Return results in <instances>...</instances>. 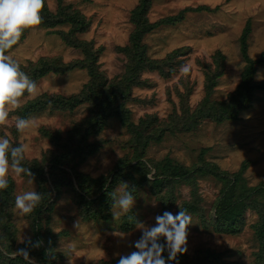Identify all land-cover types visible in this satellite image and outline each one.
Wrapping results in <instances>:
<instances>
[{
	"label": "rangeland",
	"instance_id": "obj_1",
	"mask_svg": "<svg viewBox=\"0 0 264 264\" xmlns=\"http://www.w3.org/2000/svg\"><path fill=\"white\" fill-rule=\"evenodd\" d=\"M139 3L45 0L46 23L26 30L13 49L22 70L32 80L38 75L37 68L50 67V72L34 80L39 97L22 108L45 109L28 117L35 118V124L24 135L28 145L24 166L37 163L49 178L52 158L63 151L59 141L81 136L88 128L86 143L94 152L80 164L75 159L64 168L95 178L110 177L121 157L132 158L133 133L144 139L151 136V140H145L148 145L140 168L148 171L146 183L134 195L135 206L118 219L112 209L108 220L86 221L79 214L73 191L64 185V192L53 196L52 210L40 204L45 209L38 219L41 227L37 228L32 214L20 216L15 197L25 191L42 193L43 182L39 183L35 174L34 179L26 174L10 177V190L0 192V262L18 264L15 259L21 257L29 263L16 253L25 248L33 264H44L36 261L40 251L49 256L45 264L113 261L135 251L130 245L140 238L141 224L152 226L157 215L166 211L176 214L182 209L192 223L188 262L200 263L194 261L199 256L197 250L210 249L222 259L215 264H264V235L256 231L264 213V0H151L142 17L151 25L157 24L142 35L135 50L132 38L138 26L133 11ZM46 10L51 13L49 17ZM67 13L76 15V21L69 22ZM173 16L178 18L163 22ZM245 31L247 56L256 63L246 79L248 60L241 45ZM86 45L92 53L86 52ZM207 74L214 81L210 89L206 87ZM128 78L130 93L114 102L118 108L123 104L128 109V122L112 117L103 129L92 130L89 121L103 104L97 94L106 96L103 90L109 85L121 89L129 83ZM100 87L101 92L97 90ZM58 99L76 100L57 107ZM22 109L12 116L22 117ZM197 109L239 110L218 121L199 118ZM5 133L13 145L20 142L15 120L9 127L0 128V135ZM165 159L192 172L185 179H172L156 195L148 175L153 178L162 172L159 161ZM132 165L138 167L135 161ZM235 176H240V183L232 180ZM73 182L76 185L75 179ZM253 188L259 193L250 191ZM241 189L253 197L242 198ZM123 190L126 186L120 185L116 192L119 195ZM227 197L242 213L235 230L230 231L214 227L216 204ZM166 202L173 203L172 207L167 208ZM185 203H192L195 211L185 209ZM125 218L135 219V224L124 227ZM47 228L50 234L44 231ZM5 229L10 230L11 238H7ZM28 237L40 241V247L21 242Z\"/></svg>",
	"mask_w": 264,
	"mask_h": 264
},
{
	"label": "trees",
	"instance_id": "obj_2",
	"mask_svg": "<svg viewBox=\"0 0 264 264\" xmlns=\"http://www.w3.org/2000/svg\"><path fill=\"white\" fill-rule=\"evenodd\" d=\"M151 0H140L139 5L136 7V9L133 11V20L136 22L138 29L134 32V36L132 38V41H134V47L135 50L138 49L140 46L139 42L142 38V35L151 29L157 24H149L146 22V19L142 17V14H146L147 8L149 6ZM48 17L51 15L50 12L47 10L45 11ZM178 17L173 16L169 18L163 19V22H172L176 20ZM182 18V17H180ZM51 19V18H49ZM66 19L69 22H75L76 21V15H70L67 13ZM46 20V19H45ZM78 20V19H77ZM46 23V21H43ZM79 22V20H78ZM241 45H242V53L247 58V66L245 69V79L249 78L255 69V61L248 58L247 56V33L246 31L241 36ZM86 52L92 53V48L89 45H86ZM140 56L142 55V49L137 50ZM38 71V75H36V80L41 78L43 75H45L47 72H50V67L47 69L40 70L39 68L36 69ZM53 71V70H52ZM32 76L34 73L31 74ZM34 79V78H33ZM34 79V80H35ZM106 81V80H104ZM127 83L124 87L121 89H113L109 85L106 89H104V93H106V96L99 95L100 100L103 102L101 104V108L98 109L99 113L98 115H95L89 121L90 128L93 130L95 127H97V130H101L105 127L107 120L112 117H119L124 123L128 122V109H124L122 106L123 104H120V108H118L114 102H117V98L120 96H127L130 93V87L131 83L129 78L127 79ZM213 77L211 75H206V87L208 89L212 88L213 86ZM106 84H104L102 87H104ZM102 87L97 89L99 92H101ZM98 98V99H99ZM76 100V99H75ZM75 100H69L64 101L62 99H58L55 102H57V107L60 105L68 104L70 102H74ZM123 108V109H122ZM45 109H31L27 107V109L21 110L22 117L28 118L34 113L41 112ZM63 110V109H61ZM239 109H197V114L199 118H215L216 120L220 121L223 120L233 114L236 115V111ZM122 112H124V116H122ZM89 129L86 128L81 136L76 135L74 139L71 137L69 141H59L61 144V147L63 148L62 153L58 155H54V157L51 160L50 166L48 167V174L49 178L46 177V172L43 170V166L38 165L35 163L32 167H29L31 172L35 174L38 178L39 183L43 182L41 185L42 189V202L40 204H47V210H52L54 206V199L53 196L58 197L63 191V186H69L70 191H73L74 193V202L78 207V211L82 219L86 221L90 220H108L112 216V203H113V195H118L116 192V189L120 185H125L126 190L131 191L133 195H137L138 190L140 187H143L146 183V175L148 171H144L140 168L142 167V159L144 158V151L146 149V146L148 145V141L145 140H151L153 137H148V139H144L141 136L136 135V133H133V136L135 138V150L133 151L132 158L129 155H124L121 157L118 162L115 164L113 172L110 177H92L88 174H84L79 172L78 170L74 171V173L67 171L64 167L67 166V163L71 160H77V164H80L82 161L86 160V157L88 155H91L94 152V148L91 146V144H87L86 141L88 140V132ZM78 159H77V158ZM136 162V165L139 167H134L132 164L133 162ZM161 166L163 167L162 172H157L153 175V178L149 180V183L151 184L150 188L153 194L160 195L162 192V189L164 186H167L172 179L181 178L185 179L191 174V170L185 168L179 163H172L170 160L165 159L162 161H159ZM141 173V177H138V173ZM71 173V174H70ZM226 174L224 173H218V176L224 177ZM227 176V175H226ZM73 179H75L76 185L73 182ZM235 183H240V176H235L234 179ZM133 185H130V184ZM235 187V186H233ZM10 190V188H8ZM250 191L259 193L257 188H253ZM224 193V191H222ZM225 195V194H224ZM229 196V195H227ZM240 196L242 198L246 197L247 199H250L251 195H249V191L245 189H241ZM161 198V197H160ZM53 199L52 201H50ZM173 199V198H172ZM171 199V200H172ZM170 200V202H171ZM236 203V202H235ZM235 203L231 201V198H222L219 199V201L216 204V222L214 227L217 229H223L224 231L228 230H235L236 223L239 221V219L242 217V213L240 211V207H236ZM39 204V206L31 213L33 215V221L34 225L37 228L41 227V222L38 220L39 216L41 215V212L43 211L42 206ZM166 202L165 206L167 208H171L173 203L168 204ZM264 207V206H263ZM185 209H188L190 211L194 210L195 208L192 203H185ZM5 207H3V211L5 212ZM135 224V219L131 218H125L123 222L124 227H128L130 225ZM257 232H259L260 235H264V213L260 216L259 223L257 224ZM46 233L50 234L51 230L49 228L44 230ZM5 233L7 235V238H11L12 233L9 229H5ZM262 247V244H261ZM261 251H264L262 249ZM38 253L37 262L39 263H48L49 256L45 251H40ZM199 254L195 258L194 261L200 262L198 264H206V262L209 263H217L218 261H221L220 254L216 251H212L210 249H204V250H197L196 252ZM165 257H167L168 253H164ZM18 259L19 261H17ZM15 261L18 264H29L23 260L21 257H16ZM179 262L181 264H197L195 262H188L189 261V255L182 254L178 256ZM118 259L113 261H101L100 264H117ZM226 262V261H223ZM214 263V264H215ZM0 264H5V261L0 262ZM224 264H235L234 261L224 263ZM239 264V263H237Z\"/></svg>",
	"mask_w": 264,
	"mask_h": 264
},
{
	"label": "clouds",
	"instance_id": "obj_3",
	"mask_svg": "<svg viewBox=\"0 0 264 264\" xmlns=\"http://www.w3.org/2000/svg\"><path fill=\"white\" fill-rule=\"evenodd\" d=\"M44 9L45 0H0V128L9 127L15 120V128L21 134V140L16 145L10 141L8 133L0 135V192L8 189L10 177L26 174L34 179L30 168L24 166L28 150L24 135L31 131L35 118L13 117L12 114L37 99L41 93L37 83L22 70L13 49L26 30L42 25ZM148 178L152 179L150 175ZM42 199V194L37 191H25L16 195L15 207L21 217L28 216ZM134 206L135 197L131 191L123 190L119 195H113L114 218L132 211ZM155 221L152 226L141 224L140 238L130 245L135 251L120 255L117 264H168V261L179 264L178 256L188 252L191 216L182 209L176 214L166 211L157 215ZM21 242L36 248L41 245L40 241L33 242L31 237ZM16 253L33 264L26 248Z\"/></svg>",
	"mask_w": 264,
	"mask_h": 264
}]
</instances>
